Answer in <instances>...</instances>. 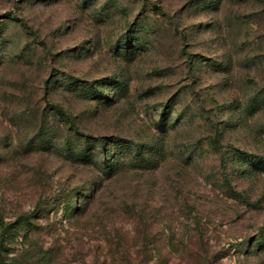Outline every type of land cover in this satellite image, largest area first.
<instances>
[{
  "label": "rangeland",
  "instance_id": "obj_1",
  "mask_svg": "<svg viewBox=\"0 0 264 264\" xmlns=\"http://www.w3.org/2000/svg\"><path fill=\"white\" fill-rule=\"evenodd\" d=\"M0 264H264V0H0Z\"/></svg>",
  "mask_w": 264,
  "mask_h": 264
},
{
  "label": "trees",
  "instance_id": "obj_2",
  "mask_svg": "<svg viewBox=\"0 0 264 264\" xmlns=\"http://www.w3.org/2000/svg\"><path fill=\"white\" fill-rule=\"evenodd\" d=\"M106 168H108L107 171H109L111 169V167L109 165L108 166L106 165Z\"/></svg>",
  "mask_w": 264,
  "mask_h": 264
}]
</instances>
